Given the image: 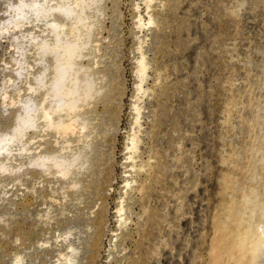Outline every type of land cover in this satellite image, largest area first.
Returning a JSON list of instances; mask_svg holds the SVG:
<instances>
[{
  "label": "rangeland",
  "instance_id": "rangeland-1",
  "mask_svg": "<svg viewBox=\"0 0 264 264\" xmlns=\"http://www.w3.org/2000/svg\"><path fill=\"white\" fill-rule=\"evenodd\" d=\"M15 1L0 0V28L10 19L9 5ZM142 2L107 0L102 17L107 29L94 43H99L98 56L111 66L109 76L118 84L114 103L122 128L116 142L118 165L136 94L134 5L141 4L145 15ZM152 13L158 26L147 33L150 98L142 104L146 108L142 130L148 142L158 112L163 121L159 149L165 177L151 191L144 206L147 215L138 205L128 212L133 223L123 235L117 231L115 214L120 195H112L95 260L86 259L95 236L92 229L76 241L77 264H212L226 228H236L240 219L264 242V0H158ZM36 31L28 27L0 34V133L15 124L19 88H25L15 72V60L21 58L15 38L40 33ZM35 57L31 51L28 64L35 65ZM4 90L8 104L14 99L16 106L4 105ZM162 92L160 107L156 95ZM47 137L37 140L43 143L50 140ZM120 170L114 189L122 186ZM30 177L23 187L14 174H0V264H17L18 257L19 264H57L59 253L65 252L61 234L68 226L66 218L72 217L74 225L86 232L88 220L97 216L104 202L99 200L77 222L83 213L73 207L78 201L68 202V183L38 174L33 177L34 192ZM85 197L81 208L89 202V195Z\"/></svg>",
  "mask_w": 264,
  "mask_h": 264
},
{
  "label": "bare ground",
  "instance_id": "bare-ground-1",
  "mask_svg": "<svg viewBox=\"0 0 264 264\" xmlns=\"http://www.w3.org/2000/svg\"><path fill=\"white\" fill-rule=\"evenodd\" d=\"M106 1L16 0L9 5L10 19L3 20L0 28V34L28 27H35L40 32H30L27 38L24 35L15 38L21 57L15 60L18 65L15 72L25 88H19L15 124L10 131L0 133V174H14L23 187L31 174L34 192L33 177L38 174L55 178L63 185L68 183L66 198L72 204L78 201L73 207H78L77 210L83 213V217L76 218L77 222L84 220L86 210L96 207L99 200L104 201L98 208L97 216L88 220L86 232H82L79 225H74L72 217L66 218L68 226L61 234L65 252L59 253L57 264H77L80 249L76 247V241H81L84 233L89 234L95 229L86 257L87 261L93 263L96 246L106 224L104 215L108 213L109 198L120 195L115 214L117 231L123 235L124 231L129 232L133 223L128 212L132 213L135 205H138L147 215L148 208L144 206L151 198V191L165 177L163 156L159 149L163 143L160 137L163 121L159 119L158 112L154 114L152 132L147 134L148 142L143 138L142 130L146 110L142 104L150 98V65L145 47L148 45L147 33L157 25L152 8L158 0H143L145 15L141 11V4L134 5L138 40L134 73L136 94L131 107L132 121L123 135V160L120 165L116 142L122 128L121 121L114 114L118 84L109 76L111 66L104 65L102 55L98 56L101 51L99 43L94 45L101 31L107 29L102 21ZM31 51L36 56L35 65L27 61ZM9 82L14 83L12 79ZM3 94L6 107L18 104L14 99L8 104L10 98L6 90ZM162 96L163 92L156 95L160 107ZM112 131L115 134L112 135ZM39 136H48L50 140L42 143L37 140ZM155 156L160 160H154ZM119 169L122 170L119 174L122 186L114 189L113 182L118 181L115 175ZM110 188L114 194H107ZM87 195L89 202L83 208L79 207ZM101 195L106 196L102 199ZM62 214L65 215L64 212ZM235 223L236 228H226L212 264L264 262V242L257 238L259 234L254 229L251 234L244 227L246 222L242 219ZM248 226L253 225L249 223ZM18 258L15 261L17 264L22 259Z\"/></svg>",
  "mask_w": 264,
  "mask_h": 264
}]
</instances>
